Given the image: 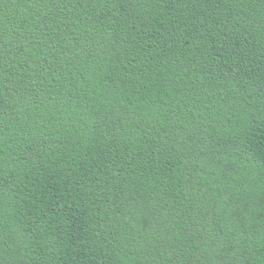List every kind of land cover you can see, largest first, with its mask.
I'll use <instances>...</instances> for the list:
<instances>
[{
	"label": "trees",
	"instance_id": "obj_1",
	"mask_svg": "<svg viewBox=\"0 0 264 264\" xmlns=\"http://www.w3.org/2000/svg\"><path fill=\"white\" fill-rule=\"evenodd\" d=\"M0 264H264V0H0Z\"/></svg>",
	"mask_w": 264,
	"mask_h": 264
}]
</instances>
